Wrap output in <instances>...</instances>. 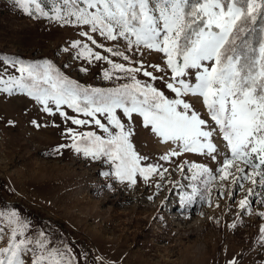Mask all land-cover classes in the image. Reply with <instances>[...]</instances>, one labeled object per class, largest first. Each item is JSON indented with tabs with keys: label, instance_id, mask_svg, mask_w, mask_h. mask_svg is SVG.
I'll list each match as a JSON object with an SVG mask.
<instances>
[{
	"label": "rangeland",
	"instance_id": "374dc122",
	"mask_svg": "<svg viewBox=\"0 0 264 264\" xmlns=\"http://www.w3.org/2000/svg\"><path fill=\"white\" fill-rule=\"evenodd\" d=\"M51 5L52 0H43L46 11L50 12ZM86 30L87 27L60 26L46 17H31L14 6L13 0H0L1 52L49 56L84 85L119 89L131 85V77L135 75L142 86L156 87L169 99L175 98L165 86V80L172 81L162 53L143 46L128 51L123 40L117 43L92 33L105 48L111 47L130 57L125 61L81 37L80 32ZM77 40L87 43L94 53L99 52L114 64H123L125 68H139L143 64L146 70L164 79L153 81L142 71L118 72L107 60L92 59L89 63L78 55L80 49L70 47ZM149 65H159L161 71L156 72ZM18 68V64L0 63V76L18 78ZM105 71L111 74L110 79L104 78ZM183 79L196 82L192 76ZM186 99L199 115L208 118L201 98ZM49 107L54 115L44 112L43 106L21 89L14 88L10 93L0 91V213L3 214L0 223H8L7 217L12 212L19 216L20 209L28 210L34 222L28 236L35 239L36 234L43 232L52 242L49 247H61L62 242L56 235L48 234L43 223L42 230L39 228L40 221L49 222L51 226L47 229L65 235L68 239L65 245L74 253L79 255L82 249L87 250L90 256L86 259L91 263L97 260L98 264H264V239L259 231L264 226V217L260 216L264 212L261 203L264 188L259 184L260 177H256L258 183L253 185L249 180L239 179L241 173L235 168L227 180L219 179L216 169L225 153L230 156L221 137L213 136L221 152L217 160L201 153H183L164 161L160 158L175 150L176 144L162 141L143 125L138 114H133L135 122L128 121L122 109H117L126 128L129 124L133 128L138 154L147 157L141 161L142 166L151 164L158 168L147 181L137 174L136 184L130 185L127 181L119 182L114 174L104 175L114 173L105 158L93 160L71 147L69 129L106 136L91 117L62 105L60 110L68 117L65 119L53 103ZM72 118L88 123L74 125ZM96 118L107 125L105 116L97 113ZM192 164L213 170L217 179L208 185L210 191L205 190L203 183L208 179L206 174L192 179L195 172ZM240 166L246 174L252 172L251 168ZM260 170L264 171V166ZM193 187L198 189L194 197ZM245 198L249 206L242 210L240 201ZM53 238L58 242L56 245Z\"/></svg>",
	"mask_w": 264,
	"mask_h": 264
},
{
	"label": "snow or ice",
	"instance_id": "6c2138e0",
	"mask_svg": "<svg viewBox=\"0 0 264 264\" xmlns=\"http://www.w3.org/2000/svg\"><path fill=\"white\" fill-rule=\"evenodd\" d=\"M13 3L34 18L46 17L60 26L87 27L80 32L81 37L125 61L130 57L111 47L105 48L92 33L117 43L123 40L128 51L143 46L163 54L171 71L172 82L165 80V86L174 93L172 99L156 87L142 86L135 75L131 77V85L105 94L98 89L82 88L63 77L50 63L24 65L22 61L0 56V63L4 65H20L19 78L0 76V91L10 93L14 88L22 89L49 115L55 114L49 107L51 102L65 119L68 117L60 110L62 105L92 118L106 136L92 131L76 133L71 129L68 134L73 141L71 147L77 153L82 152L93 160L105 158L114 168V173L105 172V176L114 174L119 182L135 185L137 174L147 181L158 172L157 166H142L141 161L147 157L139 155L134 147L131 124L126 128L122 122L123 117L135 122V113L162 141L176 144L175 150L160 159L168 161L183 153H201L217 160L221 152L213 140L215 134L226 142L230 152V156L224 154L221 166L216 169L219 179L227 180L235 168L241 173L239 179L249 180L253 185L258 183L256 177H260L259 184L264 188V171L260 170L264 166V43L253 58L242 59L237 55V40L247 33L248 25H255L258 18L264 20V0H52L50 12L42 7L43 0H13ZM70 47L80 49L78 55L89 63L92 59L107 60L80 40ZM107 63L118 72L142 71L153 81L164 79L153 75L143 64L139 68H125L112 60ZM149 66L156 72L161 71L159 65ZM189 76L195 78L194 84L183 79ZM104 78L110 79L111 74L105 71ZM189 96L201 98L208 118L198 114L186 99ZM81 103L85 106L81 107ZM117 109H122L123 117L117 115ZM97 113L105 116L107 125L96 118ZM71 123L83 126L88 121L72 118ZM241 164L252 172L246 174ZM191 169L195 170L193 180L207 175L203 183L205 190L210 191L208 185L217 179L213 170L198 164H192ZM180 170L184 171L182 167ZM197 194L198 189L193 187V197ZM248 206L247 198L240 201L242 210ZM260 216L264 217V212ZM7 221L10 232L6 246L0 248V264H81L80 255L84 254L74 253L70 246L49 247L52 242L43 232L36 234L35 239L28 236L27 224L15 212L9 214ZM259 231L264 239V226ZM3 237L4 229H0V239Z\"/></svg>",
	"mask_w": 264,
	"mask_h": 264
},
{
	"label": "trees",
	"instance_id": "16d2710c",
	"mask_svg": "<svg viewBox=\"0 0 264 264\" xmlns=\"http://www.w3.org/2000/svg\"><path fill=\"white\" fill-rule=\"evenodd\" d=\"M261 43H264V20H261L260 18H258V22L255 25L249 24L247 33L242 34L241 37L237 40V55H240L242 59L245 57L253 58L254 56L258 55V49H259V46ZM0 56L22 61L24 63V65H28V64L43 65L45 63H50L51 65H53V67L56 70L59 71V73L63 77H66L67 79L76 82L82 88H88L89 90L98 89L100 92L105 93V94H107L108 91L115 90V88L109 87V86L84 85L82 80L75 78L72 75H70L69 73H67L65 70H63L58 65V63L54 59H52L51 57L46 56V55H39V56L33 57V56H26L25 54H21V53H6V52L0 51ZM18 66L20 67L19 64H18ZM25 82L27 83L28 81L26 80ZM42 87H47V86L42 85ZM16 89H19V88H16ZM84 106L85 105L83 103H81V107H84ZM19 214L20 215L18 217L22 221H24L28 226V228H27V235H28V232L32 229V227L34 225L33 216H31L30 212L28 210H25V209H20ZM42 223L44 224L43 227L45 228V231L48 232V234L56 235L54 237L62 242L59 245L61 246V248H63V246L66 244V242H68V239L66 238V236L61 234L56 229H47V226L50 225L49 222L45 223L43 221H40L39 222V228L41 230H42V225H40V224H42ZM19 238L22 239L23 237H19ZM55 238H53V240H54L53 245H56L58 243ZM82 251H83L82 254H84V255H80L81 256L80 260L82 262L81 264H98L97 260H94V262H92V263L90 261H88L86 259V257H89L90 255L88 253H86L87 250L82 249Z\"/></svg>",
	"mask_w": 264,
	"mask_h": 264
},
{
	"label": "built area",
	"instance_id": "2783aa9c",
	"mask_svg": "<svg viewBox=\"0 0 264 264\" xmlns=\"http://www.w3.org/2000/svg\"><path fill=\"white\" fill-rule=\"evenodd\" d=\"M0 229H4V237L0 239V248L6 246L8 240V233L10 232V228L8 227V223L4 222L0 225Z\"/></svg>",
	"mask_w": 264,
	"mask_h": 264
}]
</instances>
